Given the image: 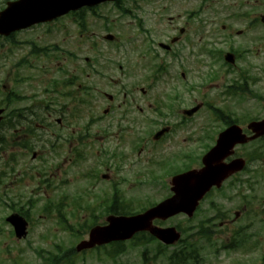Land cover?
Returning a JSON list of instances; mask_svg holds the SVG:
<instances>
[{
	"label": "flooded vegetation",
	"instance_id": "1",
	"mask_svg": "<svg viewBox=\"0 0 264 264\" xmlns=\"http://www.w3.org/2000/svg\"><path fill=\"white\" fill-rule=\"evenodd\" d=\"M9 1L16 0H0V10ZM126 1L137 5L142 3L140 5L150 8L153 14L159 11L164 14L166 8L176 6L189 7L190 12L188 17L178 14L175 18H168V25L173 29L171 33L162 34L164 42L152 39L153 34L145 28L144 20L133 16V23L142 37L128 39L130 60L123 71V67L119 66L121 78L114 80L107 73L113 72L111 65H93L96 68L91 70L93 76L106 82L101 84V88L93 90L94 95H90L91 89H87V85H77V77L68 75L52 91L58 94L62 90L58 97L51 99V112L54 114H49V117L57 116L55 123L63 130H71L75 134L67 140L68 149L64 152L63 163L77 161L89 178H95L96 170L99 179L112 181L113 187H110V193H106L112 201L110 203H113L111 207L116 205L119 175H128L138 182L151 180L166 184L167 191L162 193V198L167 197L170 178L198 167V161L213 145L215 136L225 128L226 125L223 128H198L193 120L197 112L193 115L188 113L197 105L200 55L208 56L205 79L200 85L205 92L221 88L219 94L223 99L255 101L261 96L264 84V0H199V7L210 10L209 17L204 19L210 33L201 31L206 35L200 37L197 26L190 31L188 22L196 15L192 8L196 7L198 0H120L105 4L117 6ZM101 5L94 8L82 6L50 22L10 33L5 38L13 39L19 33L44 26L47 29L57 27V31L50 32L52 37L57 33L67 34L65 24L81 28L85 25L86 13L93 20H99L96 9ZM219 14L223 15L220 28ZM104 32L108 33L106 29ZM234 37L237 40L234 41ZM117 41L114 37L106 42ZM93 47L98 50L95 45ZM227 53L232 54V61L225 59ZM53 83L49 80L52 88ZM67 84L78 88L71 92V96L65 91L69 88ZM105 87L108 89H103ZM75 94L82 98L70 100ZM76 103H81L83 107L84 113L79 116L67 109ZM200 107L210 109L204 101ZM218 114L222 125L228 121L227 111H218ZM66 115L72 117L70 126ZM262 116V112L255 115L257 119ZM90 127H94L100 139L93 156L86 154L80 137L82 130ZM160 128L167 131L154 140L153 136ZM239 184L241 191L208 193L200 206L204 213L214 215L212 222L206 224L209 231L218 223L216 227L220 233L217 232V236L220 237L223 252L221 264H264V192L256 179L246 181L243 178ZM123 188L126 193L131 190V187ZM210 196H217L220 205L210 201Z\"/></svg>",
	"mask_w": 264,
	"mask_h": 264
},
{
	"label": "rangeland",
	"instance_id": "2",
	"mask_svg": "<svg viewBox=\"0 0 264 264\" xmlns=\"http://www.w3.org/2000/svg\"><path fill=\"white\" fill-rule=\"evenodd\" d=\"M140 4L126 1L119 5L129 11L130 16L121 15L117 7L104 4L96 9L97 15L101 16L99 20H93L90 14L86 13L85 25L78 28L65 24L68 30L64 35L57 33L52 37L50 32L57 31V27L52 26L47 29L44 26L19 33L12 40L0 39V105H2V98L7 94L19 96L9 106L7 112L15 108L22 109V112L32 119V124L25 119L10 129L13 116L10 113L3 130L0 131L4 141L0 144V264H41V260L36 257L35 250H39L41 256H47L48 253H61L75 246L80 239L87 237L84 224L90 217L80 208L77 198L81 196L83 203L91 199L95 200L93 195L99 194L100 189L90 186L89 179H83L77 165H63V138L67 140L68 135L64 133L68 131L58 130L55 125L57 116L49 117V114H54L51 112L49 100L60 95L61 90L58 94L52 91L68 75L69 77L75 75L77 85L80 83L87 85V89H91L90 95H94L93 90L101 88V84L106 82L105 79L94 77L91 72V69H96L93 65L97 63L111 65L113 72L107 73L111 74L114 80L120 79V73L128 67L130 60L128 39H141L142 37L133 23V16L144 20L145 28L153 34L152 39L164 42L162 34L171 33L173 29L168 25V18H175L178 14L188 17L190 12L189 7L176 6L166 8L164 14L160 11L153 14L150 8ZM199 4L198 0L196 7L192 8L196 15L188 20L190 31L197 26L198 37L206 35L201 31L210 33L208 23L204 22V19L209 17L210 10L204 6L199 7ZM218 18L221 19L218 23V28H220L223 15L219 14ZM60 25L64 27L63 22ZM106 26L110 28L109 32L118 39L116 43L102 40ZM233 39L235 41L237 37ZM93 45L97 47V51ZM34 46L36 49L45 50L39 53L40 55L33 56L31 47ZM46 52L48 54H43ZM98 53H101V56H98ZM51 57L52 60H50ZM86 58L89 59L87 63ZM207 61L206 55L198 57L197 103L204 101L216 108L225 109L229 111L230 118L236 120H244L238 117L240 114L259 113L264 110V84L261 100L258 102L223 99L219 94L221 88L206 92L202 90L200 85L205 79ZM119 65H122V71L119 70ZM101 71L106 72L103 69ZM87 74L90 76L87 77ZM53 79L54 88L49 86V80ZM221 83L222 81L219 84ZM3 85L6 89L4 92L2 91ZM67 92L71 90L67 89ZM81 98L75 94L70 100ZM67 109L75 116L84 113L81 103H76L74 106L69 105ZM211 116L213 115L208 107L199 111L196 118L193 117L196 127H221L222 123L216 119L212 120ZM71 119V116L66 115L69 126ZM245 121L247 123V118ZM261 145L264 146V139ZM238 150L243 151L244 149ZM33 152L37 153L35 159L31 158ZM245 152H249L248 148H245ZM259 155L257 160L251 159L248 169L252 170L257 166L264 182V150L260 151ZM248 174L249 171L241 175L246 177ZM260 184L261 190L264 191V183L260 182ZM133 188L131 193H135L133 197L136 199L132 200L131 206L135 210L161 201L162 193L167 191L166 187L160 183L139 188L134 185ZM85 192H88L86 198L84 197ZM13 209L25 212L29 220L28 235L19 242L13 237L12 229L5 221V217L14 211ZM94 216L97 217V222L104 217L100 218L98 213ZM200 219L201 217L197 216L186 221L183 215H178L162 223L164 226L180 225L184 232L182 238L187 239L195 231L194 224ZM79 223L81 227H78ZM215 243L216 241H198L199 256H205L207 264L221 261L223 254H215L219 247ZM62 246L67 249L64 250ZM156 247L155 243L136 246L135 243L127 241L122 246L123 251L112 258L107 255L111 249H100L99 251H87L75 257L73 261L74 264H166L165 255L171 250L165 251L164 255L155 256ZM143 251L144 255H142Z\"/></svg>",
	"mask_w": 264,
	"mask_h": 264
},
{
	"label": "water",
	"instance_id": "3",
	"mask_svg": "<svg viewBox=\"0 0 264 264\" xmlns=\"http://www.w3.org/2000/svg\"><path fill=\"white\" fill-rule=\"evenodd\" d=\"M112 0H19L8 3L0 12V34L8 35L14 30L26 28L34 23L49 21L81 5H94ZM2 111L0 110V113ZM1 119V117H0ZM248 128L254 133L246 138L241 129L231 125L219 134L216 145L203 158L201 171H189L172 178V196L143 213L136 215H109L106 224L90 229L88 239L81 241L77 251L105 244L115 240H126L138 231H148L161 242L169 245L176 242L179 233L174 227L160 228L152 225L153 219L165 220L178 213L191 216L197 200L213 184H218L230 173L240 170L243 160H234L224 164L222 159L232 152L236 143H244L264 134V120L251 122ZM7 221L14 227L15 236L20 239L27 234V221L19 214L13 213Z\"/></svg>",
	"mask_w": 264,
	"mask_h": 264
},
{
	"label": "trees",
	"instance_id": "4",
	"mask_svg": "<svg viewBox=\"0 0 264 264\" xmlns=\"http://www.w3.org/2000/svg\"><path fill=\"white\" fill-rule=\"evenodd\" d=\"M131 212H130V209H128L126 207H120V208H117L115 210V213H121V214H128ZM120 250H121L120 248H117L116 252H119ZM167 260H168L169 264H184L185 257L183 255V253H180L177 257H175L174 254H172V255H169L167 257ZM48 264H51V261H49Z\"/></svg>",
	"mask_w": 264,
	"mask_h": 264
}]
</instances>
